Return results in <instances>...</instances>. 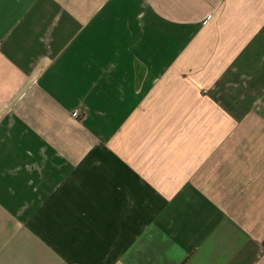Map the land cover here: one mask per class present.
Here are the masks:
<instances>
[{"label":"crops","instance_id":"0c3cea01","mask_svg":"<svg viewBox=\"0 0 264 264\" xmlns=\"http://www.w3.org/2000/svg\"><path fill=\"white\" fill-rule=\"evenodd\" d=\"M0 264H264V0H0Z\"/></svg>","mask_w":264,"mask_h":264},{"label":"built area","instance_id":"2783aa9c","mask_svg":"<svg viewBox=\"0 0 264 264\" xmlns=\"http://www.w3.org/2000/svg\"><path fill=\"white\" fill-rule=\"evenodd\" d=\"M73 115H74V116L78 115V111L75 110V111L73 112Z\"/></svg>","mask_w":264,"mask_h":264}]
</instances>
